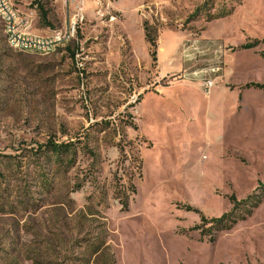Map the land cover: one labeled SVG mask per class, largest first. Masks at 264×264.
Returning a JSON list of instances; mask_svg holds the SVG:
<instances>
[{"label": "rangeland", "instance_id": "rangeland-1", "mask_svg": "<svg viewBox=\"0 0 264 264\" xmlns=\"http://www.w3.org/2000/svg\"><path fill=\"white\" fill-rule=\"evenodd\" d=\"M15 3L39 36L76 13ZM84 6L50 54L12 47L0 19V264H264V90L247 87L264 84V0ZM50 141L76 155H41Z\"/></svg>", "mask_w": 264, "mask_h": 264}, {"label": "built area", "instance_id": "built-area-1", "mask_svg": "<svg viewBox=\"0 0 264 264\" xmlns=\"http://www.w3.org/2000/svg\"><path fill=\"white\" fill-rule=\"evenodd\" d=\"M15 2L16 0H0V7L10 18L9 30L13 33L15 48L23 52H38L41 54L54 52L59 46L75 37L78 22L84 19L85 0H73L76 3V13L65 30H56L47 36L34 35L25 30L28 19L22 17ZM27 36H37V43H27ZM222 69L209 68L204 71L205 76L201 80V85L206 94H210L216 86L217 77H213V70H221L222 72Z\"/></svg>", "mask_w": 264, "mask_h": 264}, {"label": "trees", "instance_id": "trees-1", "mask_svg": "<svg viewBox=\"0 0 264 264\" xmlns=\"http://www.w3.org/2000/svg\"><path fill=\"white\" fill-rule=\"evenodd\" d=\"M44 17H46V13H44ZM146 38L150 42L151 47L153 49L152 50V57L155 61L157 59V41L154 37H152V35L148 31L146 32ZM249 46L250 45H248L247 47H249ZM247 87H252V88L264 90V84H260V83H251V84H248ZM74 146H75V143H73V142L56 143V142L50 141V142H48V144H46L45 148H41V150H39V151H40L41 155H43V156L48 157V154H50L53 157H56L59 161L63 162V161H65L66 158L76 155V150H75ZM130 185H131L132 192L134 193L136 191L135 184L131 181ZM129 199H130L129 197L125 198V200L122 199V206L124 209L129 208V204H130ZM231 201L235 204L234 209H239L238 207L242 206L243 204H246L245 208H247L249 205V203H247V202L237 201L234 196L231 197ZM192 210H194V208ZM229 217H230L229 214H223L219 218L212 219V221L222 224L225 221L229 220ZM204 221H206L205 218H204Z\"/></svg>", "mask_w": 264, "mask_h": 264}, {"label": "bare ground", "instance_id": "bare-ground-1", "mask_svg": "<svg viewBox=\"0 0 264 264\" xmlns=\"http://www.w3.org/2000/svg\"><path fill=\"white\" fill-rule=\"evenodd\" d=\"M0 19H2L3 21V26L5 29L9 44L15 48L14 41H13V33L11 32V30H9L10 18L9 16H7V13L1 7H0ZM27 43H37V36H27Z\"/></svg>", "mask_w": 264, "mask_h": 264}]
</instances>
